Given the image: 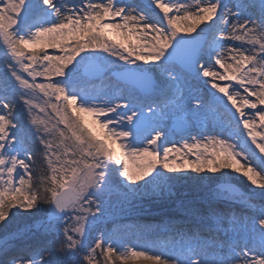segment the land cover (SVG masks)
I'll use <instances>...</instances> for the list:
<instances>
[{
    "label": "snow or ice",
    "instance_id": "6c2138e0",
    "mask_svg": "<svg viewBox=\"0 0 264 264\" xmlns=\"http://www.w3.org/2000/svg\"><path fill=\"white\" fill-rule=\"evenodd\" d=\"M0 229V264H264V0H0Z\"/></svg>",
    "mask_w": 264,
    "mask_h": 264
},
{
    "label": "rangeland",
    "instance_id": "374dc122",
    "mask_svg": "<svg viewBox=\"0 0 264 264\" xmlns=\"http://www.w3.org/2000/svg\"><path fill=\"white\" fill-rule=\"evenodd\" d=\"M172 140H178V136H172L170 137ZM242 179V178H241ZM185 184L178 185L177 188L172 190V196L170 199L166 201L154 199V198H145L143 200L137 201L136 205L134 208H129L127 205H125L123 208L118 203H115L113 207L110 209V215L108 217L109 221L115 220L117 222V225L120 227H124L129 229L125 233V238L132 240V242H136L138 238V233L134 230H132V224L134 221H139L141 218H144L146 222H143L144 225H151L152 228H155L156 225L154 224H160L163 219H166L167 214L173 210L175 205L173 204V201L176 199V194L177 191L181 189V187ZM195 188H198L200 190H206L208 187V181L205 180L199 187L195 186ZM157 203V204H164L168 205L169 203L172 202V207H169L170 209H163L162 211H155V210H150L149 205H152V203ZM223 207H227V205H222ZM233 211H236L239 213L241 209L239 206H234ZM250 214V213H249ZM107 222L104 224H101V228H108L111 229L113 227L112 223L109 222L108 227L105 225ZM134 227V226H133ZM147 238V236H146ZM119 264V262H117Z\"/></svg>",
    "mask_w": 264,
    "mask_h": 264
},
{
    "label": "trees",
    "instance_id": "16d2710c",
    "mask_svg": "<svg viewBox=\"0 0 264 264\" xmlns=\"http://www.w3.org/2000/svg\"><path fill=\"white\" fill-rule=\"evenodd\" d=\"M18 118H20L22 122L26 121V116L20 111H18ZM30 147L34 153L37 152V146L35 144H31ZM42 171H43L42 161L40 160L39 156L37 155L36 167L34 169V175L39 176L42 174ZM245 184H246V181L244 182V184H241L239 186L242 191L245 190V188H244ZM248 187H250V185ZM204 194H206L205 190H200L198 188H195L194 185L189 184L187 186L183 185L181 187V189L177 191L176 198H177V196H179V197L199 199L200 196L204 195ZM149 207H150V210L162 211L163 209H170L169 207H172V202L169 203L168 205L157 204L155 202V203H152V205H149ZM109 222H111V221L108 220L107 223L105 224L108 227L110 226V224L108 225ZM20 223H22V222H17V224L12 225V227L15 228V227L19 226ZM0 235H3V229H0Z\"/></svg>",
    "mask_w": 264,
    "mask_h": 264
},
{
    "label": "bare ground",
    "instance_id": "6f19581e",
    "mask_svg": "<svg viewBox=\"0 0 264 264\" xmlns=\"http://www.w3.org/2000/svg\"><path fill=\"white\" fill-rule=\"evenodd\" d=\"M143 222H146L144 218H141L139 221H134L132 223V224H134V225H132V230L136 231L137 226H141V227L148 226V225H144ZM154 225H157V224H154ZM149 226H151V225H149Z\"/></svg>",
    "mask_w": 264,
    "mask_h": 264
},
{
    "label": "water",
    "instance_id": "95a60500",
    "mask_svg": "<svg viewBox=\"0 0 264 264\" xmlns=\"http://www.w3.org/2000/svg\"><path fill=\"white\" fill-rule=\"evenodd\" d=\"M239 190H241L240 187H239ZM241 191H242V190H241Z\"/></svg>",
    "mask_w": 264,
    "mask_h": 264
}]
</instances>
